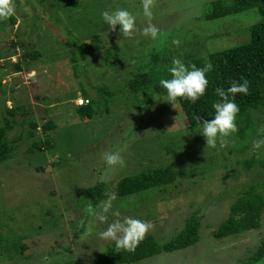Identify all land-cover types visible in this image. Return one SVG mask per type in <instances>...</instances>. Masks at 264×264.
<instances>
[{"label":"rangeland","instance_id":"rangeland-1","mask_svg":"<svg viewBox=\"0 0 264 264\" xmlns=\"http://www.w3.org/2000/svg\"><path fill=\"white\" fill-rule=\"evenodd\" d=\"M211 1L155 0L153 40L139 32L124 37L120 25L112 31L101 15L124 8L143 29L148 20L141 0H14L15 23L0 21V67L8 69L7 60L15 62L31 48L40 57L28 71L10 69L0 78V124L12 121L8 138L20 136L14 155L0 163V264H95L94 253L112 242L98 233L117 219L112 214L117 210L121 220L151 222L147 234L160 244L196 211L199 220L192 245L120 264H264V256L246 261L264 241V214L259 228L213 236L231 203L249 187L264 195V147L257 152L252 147L264 138V105L251 112L246 126L236 117L238 131L227 138L226 148H210L201 124H188L178 100L174 108L167 94L127 86L139 72L157 83L170 74L174 57L207 61L209 53L247 41L249 27L264 20L256 9L205 20L201 15ZM95 36L99 50H78ZM174 39L181 41L179 47ZM11 41L18 44L12 47ZM80 98L83 104L85 98L94 101L92 117L76 112ZM10 107H18L14 115ZM46 120L55 127L44 134ZM27 121L37 122L34 139H48L50 146L28 150L33 139ZM106 151H119L126 166L110 168ZM165 165L172 166L174 182L116 194L121 179ZM100 182L106 193L101 201L116 197L106 223L86 211L100 210L101 201L84 196Z\"/></svg>","mask_w":264,"mask_h":264},{"label":"trees","instance_id":"trees-1","mask_svg":"<svg viewBox=\"0 0 264 264\" xmlns=\"http://www.w3.org/2000/svg\"><path fill=\"white\" fill-rule=\"evenodd\" d=\"M247 9H256L258 13L264 15V0H232L228 3L224 0H213L209 5V9L201 15V18L210 20L218 17L227 16L238 13ZM10 23L14 24L16 19L11 17ZM0 28H2L0 26ZM249 38L247 41L238 45L230 46L224 49L216 50L208 54L207 61L194 59L186 61L185 64H195L199 68L211 64L212 68L206 73L209 81L208 89L205 96L201 97L196 103H190L187 99L178 98L179 107L181 108L185 120L191 126L199 125L196 117L203 120H211L214 118L213 103L220 101V97L216 95L215 89L222 88L227 90L232 80L241 81V77L246 78L250 82L249 94H237L234 99L238 104L240 111L237 118H244L245 126L252 118L251 112L258 107L264 105V20L258 21L249 27ZM90 41L79 43L78 50L82 53L93 52L101 48L97 37L90 38ZM17 42H10L14 47ZM14 53V51H13ZM40 57L38 49L31 48L24 50L22 58H18L15 62L7 60L5 64L8 69L0 67L1 73L5 71L26 72L30 66ZM164 78L170 79L171 75ZM242 82V81H241ZM129 89L135 91L158 92L167 94L166 90L160 86L159 81L153 82L148 72L134 73L127 82ZM86 103L80 104L77 113L84 117H92L94 109L91 98H85ZM229 99H233L229 95ZM18 107L7 108V111L14 115ZM0 124V163L11 158L14 155L17 141L20 136L12 139L8 138V132L12 129L13 123L8 119H3ZM32 130L28 131V137L32 138L28 150L43 149L50 146L48 139H34L37 122L27 121ZM55 124L51 120L42 122V131L45 134L48 130L53 129ZM256 151V150H255ZM257 152V151H256ZM260 165L264 168V159ZM176 174L170 165L163 167L150 168L136 175L125 177L118 182L116 194L118 196H127L130 193L155 188L161 185H167L175 181ZM84 196L90 198L92 202H98L106 198L103 182L95 184L84 190ZM195 214L189 216L183 228L167 242L160 244L153 235L147 234L144 239L135 248V251H127L115 248V242L112 241L101 252L94 253L93 261L95 264H120L134 263L146 257L161 253L170 252L177 249L185 248L195 243L198 239L199 220ZM264 214V195L258 192L254 186L238 196L230 206V211L226 219L220 223L218 228L214 230L213 236L217 239L248 231L250 229L259 228L261 218ZM264 256V241L255 249L253 255L246 261L254 262Z\"/></svg>","mask_w":264,"mask_h":264},{"label":"clouds","instance_id":"clouds-1","mask_svg":"<svg viewBox=\"0 0 264 264\" xmlns=\"http://www.w3.org/2000/svg\"><path fill=\"white\" fill-rule=\"evenodd\" d=\"M141 3L143 15L148 20L147 25L143 29H137L135 15L124 8H118L111 12L105 10L101 13L102 18L112 31H115L116 26L120 25L119 31L124 37L132 38L139 32V34L149 36L155 40L158 35V29L151 23L153 17L152 8L155 7V0H141ZM15 11L14 0H0V21L9 20L15 15ZM172 43L179 47L181 41L174 39ZM211 68L212 65L210 63L203 68H199L195 64H185L180 58L174 57L171 66L168 68L171 78H161L159 80L160 86L167 92L166 101L170 102L174 108H176L178 98L187 99L193 104L196 103L207 92L209 81L206 73ZM241 81L232 80L227 90L219 87L215 89L216 95L221 99L212 105L214 109L213 119L203 120L201 123V117H196L201 124L200 133L205 137L207 147L216 148L219 144L220 148H226L228 146L227 138L238 131L235 121L240 108L234 97L237 94L248 95L250 88V82L246 78L241 77ZM229 95L233 99H229ZM80 100V103L83 104V99L80 98ZM252 147L254 150L264 147V138L254 140ZM103 159L110 168L117 165L120 167L126 166V161L119 151H106L103 154ZM115 198V195H110L106 200L101 201L99 211L92 206H89L86 211L101 223H106L107 214L112 209V202ZM112 214L117 219L108 224L106 230L100 231L98 236L102 240L114 241L117 251L121 249L135 251V248L144 239L148 231L154 228L151 222L130 216H125L121 220L118 210ZM90 233L91 230L89 229ZM49 264H51L50 261Z\"/></svg>","mask_w":264,"mask_h":264},{"label":"water","instance_id":"water-1","mask_svg":"<svg viewBox=\"0 0 264 264\" xmlns=\"http://www.w3.org/2000/svg\"><path fill=\"white\" fill-rule=\"evenodd\" d=\"M31 79H33V77L31 76Z\"/></svg>","mask_w":264,"mask_h":264}]
</instances>
